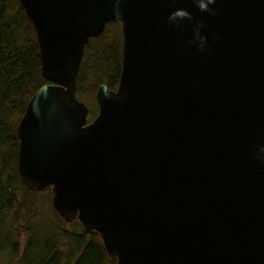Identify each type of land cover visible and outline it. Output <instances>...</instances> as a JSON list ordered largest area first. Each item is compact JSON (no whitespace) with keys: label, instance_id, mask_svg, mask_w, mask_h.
<instances>
[{"label":"water","instance_id":"95a60500","mask_svg":"<svg viewBox=\"0 0 264 264\" xmlns=\"http://www.w3.org/2000/svg\"><path fill=\"white\" fill-rule=\"evenodd\" d=\"M48 81L17 132L18 168L116 264H264V0H19ZM203 21L206 50L190 45ZM120 22L116 88L78 96L86 45ZM219 37V38H217Z\"/></svg>","mask_w":264,"mask_h":264},{"label":"trees","instance_id":"16d2710c","mask_svg":"<svg viewBox=\"0 0 264 264\" xmlns=\"http://www.w3.org/2000/svg\"><path fill=\"white\" fill-rule=\"evenodd\" d=\"M114 27L118 28L112 31ZM121 68V25L120 22H110L100 36L91 38L86 45L78 78L79 98L89 95L93 99L92 94L96 93L100 83L116 88ZM47 82L42 75L36 30L24 6L19 0H0V255L2 249L12 242L11 227L7 222L11 213H16L12 219L17 221L21 219L18 212H23L20 217L22 214L31 219L38 216L37 212H31L36 205L33 196L39 192L24 185L18 168L20 139L17 127L30 98ZM90 110L97 113L98 106L92 103ZM52 208L59 215L53 205ZM75 220L82 231L63 234L80 249L72 264H116L117 259L108 254L101 234L96 230H86L79 219ZM12 243L13 253H19L17 242ZM53 247L45 243L37 254L40 258L31 263L32 255L39 247L30 239L23 264H59L60 255H53Z\"/></svg>","mask_w":264,"mask_h":264},{"label":"rangeland","instance_id":"374dc122","mask_svg":"<svg viewBox=\"0 0 264 264\" xmlns=\"http://www.w3.org/2000/svg\"><path fill=\"white\" fill-rule=\"evenodd\" d=\"M118 27L111 28L112 31H115ZM111 30L109 31L111 33ZM93 99L89 95L80 99L85 101L90 109L92 108V103L96 104L95 101V92L92 94ZM87 97V98H86ZM91 100V101H90ZM97 113H91L89 115V120L93 119ZM23 193L22 195H24ZM33 195V194H32ZM36 200L35 210L33 209L31 214L38 213L37 218L32 217L33 219L27 218L28 215L18 212L17 216L21 219L19 221L12 219L16 216V213L12 212L8 219V226L11 227L10 241L17 242V246L20 250L19 253H13L12 242H8L1 251L0 255V264H23V258L25 257V252L27 250L28 243L32 239L35 246L39 249L32 255L31 263L35 262L40 258L38 252L41 247L48 242L54 247V253L60 255L59 264H72L75 258L78 256L80 249L77 244L71 241L63 235L65 232L69 234L80 233L82 228L80 224L74 220L72 222H66L58 215L55 210L52 208V193L51 192H39L38 195L33 196ZM33 197H30L32 199ZM20 198L21 194H20ZM18 211V210H17ZM35 211V212H34ZM29 219V220H28ZM61 219V220H60ZM60 220V221H59ZM43 244V245H42ZM37 255V256H36Z\"/></svg>","mask_w":264,"mask_h":264},{"label":"clouds","instance_id":"9594fccd","mask_svg":"<svg viewBox=\"0 0 264 264\" xmlns=\"http://www.w3.org/2000/svg\"><path fill=\"white\" fill-rule=\"evenodd\" d=\"M193 2L200 12H207L213 16L216 15V10L212 7V5L216 4V0H193ZM183 20L193 21L194 35L188 43L190 45H196L201 52L205 51L208 38L201 33V29L204 27L203 21L194 20L193 14L184 8H178L168 16V22L174 24L177 28L181 27V21ZM260 151L264 153V147H261ZM257 158L264 160V156H259Z\"/></svg>","mask_w":264,"mask_h":264}]
</instances>
